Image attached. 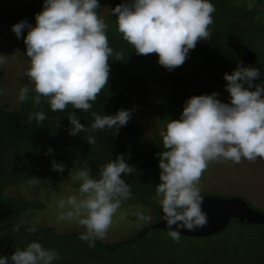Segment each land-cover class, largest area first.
I'll return each mask as SVG.
<instances>
[{"label": "clouds", "instance_id": "9594fccd", "mask_svg": "<svg viewBox=\"0 0 264 264\" xmlns=\"http://www.w3.org/2000/svg\"><path fill=\"white\" fill-rule=\"evenodd\" d=\"M99 7V0H44L35 26L26 20L12 26L26 46L30 66L25 75L34 86L35 105L46 101L53 112L69 105L88 112L108 85L109 58L122 60L123 54L109 46L108 24L98 15ZM214 12L210 0H127L112 9L123 40L137 55L156 54L159 65L170 72L186 62L200 40L211 38ZM25 29L27 35L22 37ZM6 62L0 55V65ZM260 75L258 68L238 64L231 74H224L230 103L219 100L216 92L193 95L185 101L179 119H171L160 131L165 150L156 154L160 183L153 199L162 209L167 234L174 242L180 241L181 229L195 231L208 224L200 182L210 164L264 160V83L254 84ZM29 92L28 86L21 87L19 100L26 101ZM133 111L119 109L103 116L92 112L90 127L70 113L69 135L119 129L127 125ZM33 119L40 123L47 117L38 111L29 114V122ZM87 143L95 145V137L89 135ZM52 170L62 173L65 165L52 160ZM135 171L123 154L101 166L98 178L85 165L71 176L79 184L78 194L59 201L58 220L75 221L84 229L80 240L94 247L97 240L105 239L118 210L131 198L122 174ZM135 215L141 224L151 222L150 215ZM59 259L55 249L32 241L24 249L16 248L10 257L0 256V264H55Z\"/></svg>", "mask_w": 264, "mask_h": 264}, {"label": "trees", "instance_id": "16d2710c", "mask_svg": "<svg viewBox=\"0 0 264 264\" xmlns=\"http://www.w3.org/2000/svg\"><path fill=\"white\" fill-rule=\"evenodd\" d=\"M250 1L210 0L215 6L211 38L200 40L195 49L190 50L186 62L171 72L159 65L156 54L137 55L118 32L113 15L107 29L109 46L114 52L122 53L123 59L109 58L108 85L91 102L88 112L71 105L62 112H53L46 101L35 105L33 85L21 109L8 112L0 108V256L10 257L16 248L24 249L30 242L37 241L45 249L58 252L60 259L55 264H264V224L234 218L224 231L202 237L181 235L177 243L168 236L167 230L144 231L150 223L128 238L113 242L97 240L94 247H89L80 240L81 232L59 233L51 227L25 223L33 218L34 210L44 204L38 199L5 194L7 186L61 177L67 170L78 171L85 165L91 169L92 176L98 178L101 166L123 154L136 171L131 175L122 174L132 195L121 207L133 204L152 207L156 221L160 220L161 207L153 199L156 185L160 183L156 154L165 149L159 134L153 139L142 137L141 128L135 122L139 103L153 86H160L165 110L154 106L160 116L158 122L163 123L165 116L168 122L179 119L187 99L193 95H211L218 86H225L224 74H231L240 64L241 56L249 51L255 52V57L244 67L258 68L261 75L254 84L264 83V14L256 4L251 6ZM104 2L99 0L100 6ZM125 2L127 0L120 4ZM42 9H35L34 13ZM99 10L100 7L96 11ZM15 20L17 23L26 20L35 26V15ZM26 35L27 29L22 37ZM119 109L134 110L126 126L69 135L72 126L67 117L70 113L85 127H90L94 120L92 112L114 115ZM38 111H43L47 119L40 123L35 119L29 122V114ZM89 135L95 137V145L87 143ZM50 148L53 151L48 154ZM52 160L62 162L65 170L53 171ZM30 227L37 231L29 233Z\"/></svg>", "mask_w": 264, "mask_h": 264}, {"label": "rangeland", "instance_id": "374dc122", "mask_svg": "<svg viewBox=\"0 0 264 264\" xmlns=\"http://www.w3.org/2000/svg\"><path fill=\"white\" fill-rule=\"evenodd\" d=\"M250 1V0H249ZM44 0H0V55H4L6 63L0 65V108L8 110H19L26 101L19 100L21 87L32 88L25 75L30 66L26 56V46L22 38H17L11 30L17 23L16 18H26L36 15L35 9L43 7ZM124 0H105L100 6L98 15L107 24L112 22V9ZM251 6L255 5L263 10L264 2L251 0ZM160 86H153L147 95L139 103V113L135 116V122L142 131L144 139L155 138L168 123L167 117L164 122L159 123L160 116L154 106L164 108ZM218 99L224 103H230V94L221 85L215 91ZM158 122V123H157ZM77 171L69 169L61 177L38 179L24 182L5 188L8 196L22 195L29 200L38 199L44 206L34 210L33 218L25 223L32 226L51 227L55 232L64 233L68 231L83 232L75 221H60L58 207L61 199L70 195L78 194L79 184L71 179ZM201 194H216L222 197L238 196L243 198L250 207L264 212V160L256 162L242 161L240 164L212 163L204 172L200 182ZM157 202V201H156ZM137 212H143L151 216V222L141 224L138 222ZM123 217V219H121ZM157 220V215L152 207L127 205L118 210L114 217V223L103 241L113 242L128 238L137 234L146 224ZM231 227L233 222L229 224ZM189 246V245H187Z\"/></svg>", "mask_w": 264, "mask_h": 264}, {"label": "water", "instance_id": "95a60500", "mask_svg": "<svg viewBox=\"0 0 264 264\" xmlns=\"http://www.w3.org/2000/svg\"><path fill=\"white\" fill-rule=\"evenodd\" d=\"M255 52H246L241 56L240 64L245 66L253 60ZM203 196L202 209L207 213L208 224L203 228L195 231L181 229L182 236L202 237L208 236L220 231H224L229 221L234 218L247 223L264 224V212L256 210L241 197L227 196L222 197L216 194H201ZM161 219L150 224L144 231L160 228L167 230L166 222L163 221L162 209L159 210ZM175 227V226H174Z\"/></svg>", "mask_w": 264, "mask_h": 264}]
</instances>
